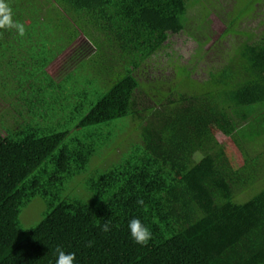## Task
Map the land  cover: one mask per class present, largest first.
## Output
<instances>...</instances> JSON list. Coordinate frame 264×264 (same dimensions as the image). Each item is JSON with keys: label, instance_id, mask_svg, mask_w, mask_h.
<instances>
[{"label": "trees", "instance_id": "1", "mask_svg": "<svg viewBox=\"0 0 264 264\" xmlns=\"http://www.w3.org/2000/svg\"><path fill=\"white\" fill-rule=\"evenodd\" d=\"M5 3L24 32L0 28V264H55L58 247L74 264H264V41L235 47L204 81L176 65L171 81L147 82L188 0ZM79 29L91 48L57 81L47 69ZM100 52L109 75L93 77ZM69 80L82 87L74 102L57 97ZM36 198L43 219L22 228ZM132 218L147 245L131 240Z\"/></svg>", "mask_w": 264, "mask_h": 264}, {"label": "rangeland", "instance_id": "2", "mask_svg": "<svg viewBox=\"0 0 264 264\" xmlns=\"http://www.w3.org/2000/svg\"><path fill=\"white\" fill-rule=\"evenodd\" d=\"M188 1L190 7L184 30L170 36L167 46L147 62L143 69L144 81H171L176 76V65L187 66L193 71V79L204 81L208 78L209 71L226 62L235 47L246 41L251 44L264 41V0H199L198 3L195 0ZM44 8L47 11V6ZM240 16L243 19L239 18ZM65 19L68 24L70 17L67 15ZM80 32V37L47 69L57 81L62 80L78 65L79 60L84 57L86 45L91 48L83 31ZM66 34L68 35V31ZM106 56L100 52L94 57V72L91 74L93 77L109 75V64L103 63ZM88 74L89 72L85 73L82 70L76 71L73 80L76 82ZM185 76L183 74V77ZM81 89L82 87L73 88V81L69 80L62 86L61 95L57 94V97H64L65 94L70 102H74L70 97ZM89 90L94 91V86H90ZM9 106L10 103L0 96V115L5 113ZM263 107L264 105L259 106L258 110ZM0 134L5 135L1 127ZM134 136L133 132L132 137ZM218 139L224 141L225 137L218 136ZM258 151H262L261 148H258ZM78 189L86 194L83 187L80 186ZM45 206L40 198L33 200L21 214V227L30 229L38 225L46 211Z\"/></svg>", "mask_w": 264, "mask_h": 264}, {"label": "clouds", "instance_id": "3", "mask_svg": "<svg viewBox=\"0 0 264 264\" xmlns=\"http://www.w3.org/2000/svg\"><path fill=\"white\" fill-rule=\"evenodd\" d=\"M0 28H15L18 30L20 35H23V26L19 23H13L11 19V10L5 3V0H0ZM138 205H143L144 201L138 199L136 201ZM102 232H108L111 229V222L106 221L100 226ZM128 231L131 240L140 246H145L152 239V233L150 229L145 226L140 219L132 218L128 221ZM56 260L55 264H74L75 254L66 253L59 247L56 249Z\"/></svg>", "mask_w": 264, "mask_h": 264}]
</instances>
